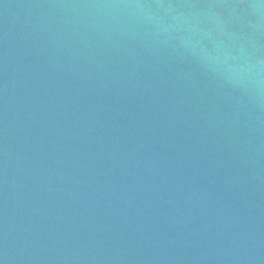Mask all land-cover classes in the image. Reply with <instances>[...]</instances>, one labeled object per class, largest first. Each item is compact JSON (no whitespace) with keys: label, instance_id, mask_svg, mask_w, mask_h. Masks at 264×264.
<instances>
[{"label":"water","instance_id":"obj_1","mask_svg":"<svg viewBox=\"0 0 264 264\" xmlns=\"http://www.w3.org/2000/svg\"><path fill=\"white\" fill-rule=\"evenodd\" d=\"M0 264H264V0H0Z\"/></svg>","mask_w":264,"mask_h":264}]
</instances>
